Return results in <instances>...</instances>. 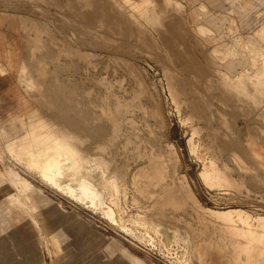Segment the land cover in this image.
<instances>
[{"label":"rangeland","instance_id":"obj_1","mask_svg":"<svg viewBox=\"0 0 264 264\" xmlns=\"http://www.w3.org/2000/svg\"><path fill=\"white\" fill-rule=\"evenodd\" d=\"M7 46L0 264H264V0H0Z\"/></svg>","mask_w":264,"mask_h":264},{"label":"crops","instance_id":"obj_2","mask_svg":"<svg viewBox=\"0 0 264 264\" xmlns=\"http://www.w3.org/2000/svg\"><path fill=\"white\" fill-rule=\"evenodd\" d=\"M26 68L27 65L24 64L23 59L18 57V51L15 48L12 46L0 48V90L3 89L0 91V101L6 102L3 109L0 106V129L2 126L13 124L19 120L35 117L34 115L37 113V109L14 107L17 102L15 94H13L15 87L22 83H29L26 70H24ZM30 89H32V85Z\"/></svg>","mask_w":264,"mask_h":264},{"label":"bare ground","instance_id":"obj_3","mask_svg":"<svg viewBox=\"0 0 264 264\" xmlns=\"http://www.w3.org/2000/svg\"><path fill=\"white\" fill-rule=\"evenodd\" d=\"M187 158V157H186ZM189 162V161H188ZM26 165H28L29 166V164L28 163H26V162H24ZM193 164V163H192ZM194 165V164H193ZM195 166V165H194ZM30 167V166H29ZM193 167V166H192ZM191 167V168H192ZM193 172V171H192ZM17 176V178L16 179H19V181H20V183L21 182H23V185L25 186L24 188H25V190H29L30 189V187H29V185H28V183L24 180V179H21L20 177H19V175H16ZM192 177H193V175H192ZM195 177V176H194ZM194 180V179H193ZM195 181H197V180H195ZM197 183V185H198V182H196ZM196 185V186H197ZM198 187V186H197ZM200 187V186H199ZM205 197V196H204ZM206 198V197H205ZM207 199V198H206ZM209 200V199H208Z\"/></svg>","mask_w":264,"mask_h":264}]
</instances>
